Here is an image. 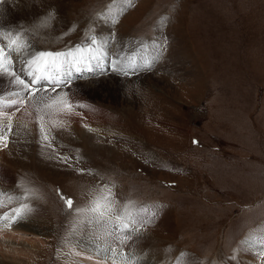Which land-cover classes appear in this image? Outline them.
<instances>
[{"label": "rangeland", "instance_id": "rangeland-1", "mask_svg": "<svg viewBox=\"0 0 264 264\" xmlns=\"http://www.w3.org/2000/svg\"><path fill=\"white\" fill-rule=\"evenodd\" d=\"M8 1L0 0V15ZM127 1L44 0V6L63 2L66 9L40 11L35 22L20 21L22 26H16L15 21L14 28L0 18V47L8 48V32L15 31L21 32L18 43L26 44L22 51L11 52L15 71L40 51H71L78 61L84 60L80 58L83 54L98 52L95 47L102 31L107 34L104 50L110 62L115 45L120 48L117 42L129 43L130 47L114 55L115 62L119 58L125 65L136 59L135 53L144 49L143 54L149 53L155 44L171 40L179 46L166 67L160 64L163 55L158 54V60H151H156L153 68L127 77L114 71L108 60L98 64L105 69L96 73L91 66L88 71L85 62L76 64L78 71L71 68L76 86L96 83L92 88L79 87L82 98L70 100L74 112L90 113L87 107L92 103L107 116L95 126L89 121L94 130L87 137L69 128L61 119L63 113L46 118V129L53 123L67 126L60 130L61 136L57 128L48 130V142H52L44 146L53 152L28 151L14 166L0 160V192L4 194L0 209L5 207L0 218L11 213L13 205L32 200L36 207L32 215L22 212L12 219L13 226L29 233L28 241L36 247L22 239L11 244L19 250L30 247L36 255L14 260L0 253V264H74L77 260L93 264L87 256H96L100 243L104 250L112 244L119 257L122 251L126 262L146 259V252L141 257L135 250L138 239L157 249L158 264H264V0ZM15 2L20 4V0ZM49 12L53 19L61 17V23L40 37L35 25L45 23ZM8 71L4 64L0 77ZM28 71L17 74L30 82ZM101 73L106 76L91 80ZM59 78L61 74L55 79ZM64 81L62 86H46L53 92L59 87L68 89L71 82ZM104 83L115 84L110 90ZM72 109L67 117L76 121ZM29 111L27 123L34 121L39 129L35 111ZM25 134L22 139L33 136ZM38 134L35 138L42 137L39 130ZM9 135L12 140L21 137L12 131ZM2 140L0 151L8 152L12 140L4 148ZM14 153L17 158L19 152ZM109 188L116 209L134 215L143 225H130L129 243L122 249L121 243L120 247L112 243L115 237L110 233L125 235L117 234L115 225L102 230L84 224L73 230L74 210L88 207ZM62 196L72 199L73 209ZM0 232L3 236L4 231ZM117 263L124 262L119 258Z\"/></svg>", "mask_w": 264, "mask_h": 264}, {"label": "bare ground", "instance_id": "bare-ground-1", "mask_svg": "<svg viewBox=\"0 0 264 264\" xmlns=\"http://www.w3.org/2000/svg\"><path fill=\"white\" fill-rule=\"evenodd\" d=\"M16 0H9L8 1V3H7V5H8V7L1 13V15H0V18H1V22H6V24H10V25H12L13 26V28L14 27H16L17 25H20V26H22L19 22L20 21H25V22H27L28 24L30 23V22H35L36 21V18L39 16V15H41V14H39V12L40 11H51V9H56V10H59V13H61L62 12V10H64V9H66V6L64 5V3L63 2H59V3H53V4H49V6H44L43 5V3H44V0H20V4L18 5V6H16V2H15ZM126 1V3H128L129 1H127V0H125ZM15 2V3H14ZM2 8V7H1ZM47 10H46V9ZM68 9V8H67ZM0 11H2V10H0ZM118 12V9H116L115 11H114V13H117ZM50 13V12H49ZM64 13V12H63ZM46 14V13H45ZM112 14H113V12H112ZM49 15V14H48ZM48 15L46 16V18L48 17ZM52 15V14H51ZM54 16V15H53ZM45 18H43L42 17V19H41V21L42 20H44ZM49 20H51V23H48V22H45V23H41L40 24V26H39V28L38 27H35V29H36V31H37V33H39L40 34V37H45V36H47L48 34H49V32L46 34L45 33V31H47L49 28H58V27H56L55 25H57V23H58V26H59V24L61 23V17H56V18H52V16H50V18H48ZM48 19H46V20H48ZM19 20V21H18ZM34 20V21H33ZM15 21H17V23H16V26L15 25H13L14 24V22ZM50 22V21H49ZM5 24V23H4ZM39 25V24H38ZM62 25V24H61ZM0 26H2V25H0ZM22 28V27H21ZM20 28V29H21ZM30 30H31V28H29ZM11 30V29H10ZM24 30V29H23ZM27 30V29H26ZM33 30V29H32ZM35 31V30H34ZM29 32H31V31H29ZM33 32V31H32ZM23 33V32H22ZM34 33V32H33ZM32 33V34H33ZM101 35H102V38L101 39H98V41H97V46L95 47V48H97L98 49V52L97 53H91V54H89V52L87 53V54H83L80 58H82V59H84V60H80L79 62H78V64H80V63H87V67H92V69H93V71L96 73L98 70L100 71H104V69H105V66H103L104 65V62H106L105 60H108L107 61V63L108 64H111V65H113V62H115V60H114V55H115V53L118 55L119 53H120V50H123L124 48H126V47H130V45H129V43H124V42H122V41H118V40H116V41H118L117 43L120 45V48H117L118 46H116L115 45V48H116V52H114L113 53V56H111V58H112V61L110 62V60L108 59V56L106 55V52H105V50H104V46L106 45V43H107V40L105 39V36L107 35L106 34V32L105 31H102V33H101ZM37 37V36H36ZM106 38H108V37H106ZM173 41V40H172ZM6 43V42H5ZM157 43V42H156ZM161 43V42H160ZM176 43V42H175ZM175 43H172L171 42V40H168V42L167 41H164V42H162V44H155V45H153V46H151L150 47V52L149 53H144L143 54V51H145V50H147V49H144V50H140V54H137V53H135V61H136V63L137 64H141L142 62H144V61H149V62H151V60L154 58V57H157V55L159 54H161V55H163L162 56V58H160V59H162L161 60V62H160V64L162 65V66H164V67H166V65H169V63H170V60H171V58L173 57V58H175V52H177L178 53V45H176ZM4 44V43H3ZM169 45H171V46H169ZM133 46V45H132ZM141 46V45H140ZM134 47V46H133ZM144 47V46H143ZM143 47H140V49H143ZM8 48H6L5 49V51L7 50ZM34 49H35V47H34ZM137 49H139V47H137V48H135V50H134V52H136V50ZM177 49V50H176ZM31 50V49H30ZM89 51V50H88ZM128 56H130V51L131 50H129L128 49ZM81 52V51H80ZM84 52V51H83ZM22 53H24V52H22ZM36 53H37V51H36ZM23 55V54H22ZM26 55L27 56H30V52H27L26 53ZM87 56H91V57H89V58H86ZM127 56V57H128ZM21 57H24V55L23 56H21ZM86 58V59H85ZM117 58V57H116ZM8 59H10V56H8L7 58H6V60H5V64H7L6 62H7V60ZM23 59V58H22ZM23 60H25V58L23 59ZM69 60L70 61H72L73 60V58H69ZM173 60V59H172ZM116 61H118V62H120V63H122V64H124V62L121 60V59H119V58H117V60ZM94 62V63H93ZM129 62V60L127 61V63ZM21 63V62H20ZM101 63H103V65H100L99 67L97 66L98 64H101ZM126 63V64H127ZM22 64V63H21ZM8 65V64H7ZM13 65V64H12ZM65 67V65H63V68H62V70H61V72H60V74H61V78L64 80V79H66L67 80V82H71L70 84H69V88L68 89H66L65 88V86L63 87V88H58L57 90L58 91H56V92H53L52 90H51V88H50V86H46V85H44V86H42L40 89H39V91H38V93H37V99H39L41 96H56L57 95V93H61V94H67V97H68V99L69 100H71V98H75V97H77V99L79 98V97H81V92L78 90V89H80V88H84L85 87V85L86 86H90V85H96V83L95 82H93V83H90V82H85V83H78L77 84V86L74 84V83H72V79L74 78V75H75V72L74 71H78V67L79 66H76L75 65V67H73L72 66V63H67V67L66 68H64ZM77 67V68H76ZM82 67V66H81ZM110 66H107L106 65V68H107V70H109L110 68H109ZM163 67V68H164ZM71 68H76V69H74V71H72L71 70ZM83 68V67H82ZM15 69H16V73H17V71H19L20 73H26L27 71H28V66H27V64H23V66H16L15 67ZM83 69H85V68H83ZM10 71L12 70V69H9ZM67 72H71L72 73V75L69 77V76H67V75H64V73H67ZM144 72H146V73H149L148 71H144ZM108 73V72H107ZM116 73V72H115ZM60 74L59 75H53L52 76V78H54V76H56V77H60ZM102 74H105V75H103L102 76ZM109 74V73H108ZM121 74V73H120ZM120 74H117L118 76L120 75ZM94 75V74H93ZM112 75V76H111ZM90 76V75H89ZM106 76V73H101V76H96V78H92L91 80H97V79H101L102 77L104 78ZM109 76H111L110 77V79H114V75L113 74H109ZM22 78H23V76H21ZM122 78V77H121ZM60 79V78H59ZM108 79V78H107ZM87 80V79H86ZM88 80H90V78L88 79ZM87 80V81H88ZM103 81V80H102ZM100 84V83H99ZM105 85H107V83H104ZM113 84H115V83H113ZM113 84H108L107 86H108V89H112V87L114 86ZM52 85V84H51ZM59 85H61V84H59ZM79 85V86H78ZM95 85H94V87H95ZM62 86V85H61ZM52 87H53V85H52ZM80 87V88H79ZM91 87V86H90ZM101 87H103V85H101ZM106 87V86H105ZM104 87V88H105ZM86 88V87H85ZM92 88V87H91ZM20 90V86H18V85H16V84H14V82H13V78L8 74V75H5V76H2V77H0V129H2V131H0V135H2L3 137H4V139L2 140L3 141V148L5 147V144H6V141H8V140H12V137H10L9 138V133H11V131L13 132V134L16 132L17 134H19L21 137H20V140H18V139H14V140H12V141H14V142H12L11 141V147H10V150L8 149V152H6V150L5 149H3V151H0V160L1 161H6L8 164H10V165H12V166H14V164L16 163V162H18L19 161V159H23L24 157H26L27 156V154H28V151L30 152V153H32V152H35V151H37L38 149H46V150H50V148H46L44 145L48 142V141H45L44 139H43V136L42 137H40V138H35V134H38V130H39V133L41 134V132H40V128L39 129H37L36 127H35V122L34 121H30V122H28L27 123V119H25V115L27 114V112L30 110V106L29 105H31L32 103H33V101H31V100H29V101H27V102H25V105L23 106V108H22V110L21 111H19L18 112V110H16V108L17 107H20V106H18V105H15V106H13V105H10L9 104V101L10 100H12V99H16V96L15 95H13L14 93H16V92H18ZM94 90V89H93ZM116 90V89H115ZM84 91V90H83ZM92 92V91H91ZM90 92V93H91ZM109 92V91H108ZM113 92V91H112ZM26 95H27V93H25ZM6 98V99H5ZM82 98V97H81ZM80 99V98H79ZM2 101H5L4 103L2 102ZM71 101H73V100H71ZM74 101H76V100H74ZM79 101V100H78ZM81 101V100H80ZM74 103V102H73ZM83 103V102H82ZM76 104V103H75ZM77 104H80L79 102H77ZM87 104V103H86ZM91 105L90 106H88L87 107V109H88V111H90V113L88 112V113H86V114H83L82 115V113H81V115L80 114H78V112H74V110L72 109V111L71 112H74V113H71V114H74L75 115V120L76 121H74V120H72L71 118H69V117H67V113H63V115L61 116V119H65V121H67V126L69 127V125H70V127L69 128H76V129H79L80 130V132L82 133V135L83 136H89L90 135V133L94 130L93 129V127H92V125H98V123H99V120L100 119H104L106 116L104 115V111H102L100 108H98L96 105H92V103H90ZM74 105V104H73ZM81 105V104H80ZM79 105V107L81 108V106ZM83 105V104H82ZM78 106V105H77ZM22 107V106H21ZM3 110H9L7 113H4V111ZM31 110H32V108H31ZM30 110V111H31ZM29 111V112H30ZM84 111V110H83ZM11 113V114H10ZM31 113V112H30ZM69 113V112H68ZM110 113V112H109ZM10 115V116H9ZM61 115V114H60ZM60 115H59V117H60ZM86 115V116H85ZM58 116V115H57ZM71 116V115H70ZM82 118H84V120H81ZM9 120V121H8ZM92 121V125H90L89 123ZM13 122H15V123H13ZM51 122H53V121H51ZM100 122H102V121H100ZM57 123V122H56ZM65 123V122H64ZM73 123V124H72ZM49 124V123H48ZM47 124V125H48ZM51 124V123H50ZM58 124V123H57ZM60 124V123H59ZM58 124V125H59ZM66 124V123H65ZM64 124V125H65ZM103 124V123H102ZM9 125H11V128L9 129ZM21 125H24L25 127H22L21 128ZM58 125H56V126H53V124H51V125H48V127H47V129L45 128V132H46V134H47V132H48V130H50V128L52 127V128H55V130H56V128H57V131L59 132L58 134H60V136H61V132H60V130H62V131H64V130H67V126L65 127V128H61L60 126H58ZM62 125V124H61ZM12 126H13V128H12ZM90 126V127H89ZM13 129V130H12ZM23 129V130H22ZM97 129V128H96ZM24 132H26V136H28L27 134H29V135H33L32 137L34 138V142H35V144H34V142H32V141H30V139L32 138V137H28V138H30V139H28V138H24V139H22V135L24 134ZM100 132V131H99ZM5 133H6V136H5ZM104 133H107V132H104ZM39 135V134H38ZM63 136V135H62ZM51 142L52 141H50V143H49V145L51 144ZM60 142V141H59ZM51 146V145H50ZM31 147V148H30ZM41 150V151H42ZM45 150V151H46ZM53 150V149H52ZM14 151H17V152H19L18 153V157L17 158H15L14 156H13V154H15L14 153ZM51 151V150H50ZM39 152V151H38ZM51 152H53V151H51ZM9 156H11V158H7V157H9ZM13 156V157H12ZM35 157V156H34ZM38 161H39V159H38ZM42 161H44L45 163L44 164H46V160L45 159H42ZM6 163V164H7ZM47 165V164H46ZM48 166V165H47ZM52 168V167H51ZM54 169V168H53ZM56 170V169H55ZM1 174V173H0ZM57 174V173H56ZM19 190V189H18ZM1 192H2V189H1ZM0 192V199L2 200L3 198V192L1 193ZM8 192H10V191H8ZM2 194V195H1ZM7 194V193H6ZM8 196V195H7ZM7 197H5L4 199H6ZM0 200V201H1ZM20 201V200H19ZM23 201H25V200H23ZM23 204V203H22ZM24 204L25 205H27L28 206V208L30 209V210H28V211H26L27 213H30V215H32V213H33V211L35 210V206H34V203L32 202V200H30V201H28V202H24ZM7 205V204H6ZM8 205H9V203H8ZM12 205V204H11ZM21 206V204H19V205H13V206H11L10 207V210H12L11 211V213L9 212V214L7 215V213H5L4 215L6 216L5 218L4 217H1L0 218V231H4L3 232V236H1V232H0V253H2V254H6L7 256H10V257H12L14 260H16V259H19L20 257H22V256H25V257H28V258H30L31 256H33V255H36V254H34L35 252L34 251H32L31 249L32 248H28V247H26V248H24L23 250H24V252H23V250H19L18 248H13V247H11V244L13 243V242H16V244H17V242H20L21 241V239L22 240H25V242L26 243H29V244H31L32 245V247H36L35 245H33L32 244V242H30V241H28V237H30V236H28V234L27 233H25V232H21V230L19 231V227H14L13 226V222H12V219H14V215H15V209L16 208H18V207H20ZM14 207V208H13ZM5 207H3L2 209H0V210H3ZM12 208V209H11ZM7 211V210H6ZM5 212V211H4ZM36 213V212H35ZM2 215H3V213H1ZM25 214V213H24ZM1 216V215H0ZM15 216H17V215H15ZM25 218V217H24ZM28 218V217H27ZM26 218V219H27ZM21 219V218H20ZM28 221V220H27ZM26 221V222H27ZM35 221V220H34ZM33 221V222H34ZM6 222V223H5ZM30 222V221H29ZM31 225V224H30ZM23 226H24V223H23ZM22 226V227H23ZM26 226V225H25ZM93 226V225H92ZM95 226H100L101 227V229L103 230V228H105V229H110L109 228V225H105L103 222H101V223H99V224H95ZM91 227V226H90ZM94 227V226H93ZM24 228V227H23ZM92 228V227H91ZM9 229H13L14 230V232L13 233H10V234H7V233H5L6 232V230H9ZM36 230V229H35ZM34 230V231H35ZM26 231V230H25ZM109 231V230H108ZM29 232V231H28ZM93 232V231H92ZM132 232V231H131ZM99 233V232H98ZM130 233V232H129ZM129 233H127L126 234V239L124 240V242L123 243H121L122 245H121V247H120V245H119V247H120V249H122L123 247H125L124 245H126V244H128L129 242H128V238H129V236L130 235H128ZM101 234V233H100ZM105 234V233H104ZM107 234V233H106ZM117 234H121V232H118ZM35 235V234H34ZM128 235V236H127ZM31 236H32V234H31ZM37 236V235H36ZM112 236V235H111ZM121 236H124V235H121ZM26 237V238H25ZM102 237V236H101ZM113 237V236H112ZM41 238V237H40ZM86 238V236L84 237V239ZM103 238V237H102ZM92 239V238H91ZM114 239V238H113ZM39 240V239H38ZM42 241H43V239H41ZM86 240H87V238H86ZM102 240V239H101ZM144 242H147V240L145 241V240H143ZM22 242V241H21ZM92 242V241H91ZM144 242H142L140 239H138L137 240V242L135 243V250H136V252H137V254H140V253H143V252H146V255H144V254H140V256L142 257L143 255L146 257H148V259L150 260V263L151 264H158V260L160 259V254H158V251H157V249L156 248H154V247H152L150 244L149 245H147L146 243H144ZM149 242V241H148ZM43 242H41V244H42ZM89 244V243H88ZM87 244V245H88ZM92 244V243H91ZM146 244V245H145ZM90 245V244H89ZM103 245V243H100L97 247H96V250H97V254H96V256H92L91 255V257L90 256H87V259H89L93 264H118L117 263V260H119V258H120V261L121 262H124V263H121V264H150V263H148L149 261H148V259H147V257H146V259H143V258H141V259H135V260H132L131 262H126V259H122L121 258V256L123 255V253H122V251H120V257H119V255L118 254H116L115 255V258L114 259H111V258H109L110 257V253H107V252H105V250L104 249H102L101 248V246ZM253 245V244H252ZM19 246V245H18ZM86 246V245H85ZM91 246V245H90ZM107 246L108 245H105L104 246V248H107ZM115 246H117L116 244H115ZM129 246V245H128ZM150 246V247H149ZM78 247H81L82 248V245L81 246H78ZM89 247V246H88ZM116 250V249H115ZM124 250L126 251V249L124 248ZM252 250L253 251H257V248H252ZM38 251V250H37ZM40 251V250H39ZM128 251V250H127ZM263 252V251H262ZM80 253V252H79ZM71 255V254H70ZM85 255V254H84ZM86 255H88V254H86ZM83 257V256H82ZM138 257V256H137ZM81 258V257H80ZM82 259V258H81ZM86 259V258H85ZM85 259H84V261H85ZM86 259V260H87ZM128 259V258H127ZM72 260V259H71ZM74 260V259H73ZM157 260V261H156ZM21 261V260H20ZM137 261V262H136ZM86 263V262H85ZM252 263V262H251ZM254 263H255V261H254ZM74 264H82V262H79L78 260L77 261H75L74 262ZM84 264V263H83Z\"/></svg>", "mask_w": 264, "mask_h": 264}, {"label": "snow or ice", "instance_id": "snow-or-ice-1", "mask_svg": "<svg viewBox=\"0 0 264 264\" xmlns=\"http://www.w3.org/2000/svg\"><path fill=\"white\" fill-rule=\"evenodd\" d=\"M51 16V13H49ZM46 22V20H45ZM40 25H35V27H39ZM8 36L11 38L8 42L9 51H5L4 47H0V68H4L5 60L8 56L11 55L12 51H22L25 47V43H18L21 40V32L15 31L8 32ZM92 43H95V39L92 40ZM13 45L15 47L13 48ZM79 51V50H77ZM69 57H73V60L70 61ZM157 60L159 57L156 58ZM79 61L74 57V54L69 52H44L40 51L36 54L35 57L27 61L28 66V74L31 76V81L26 82L20 75L16 73L14 69L8 71V74L13 78L14 84L20 86V90L13 95L16 96V99H12L9 101L10 105H19L23 106L25 102L31 100L33 103L29 105L33 108L36 113V117L38 119L39 128L41 135L45 141H48V135L45 132V120L51 119L55 115L61 113H68L73 107L72 102L68 99L67 94L57 93L56 96H41L37 99V93L39 89H33V84H38L41 80H49L52 79L54 74L59 75L63 65L67 63H72L73 67ZM156 60L152 62L144 61L141 64H137L135 59H130L129 62L125 65L118 61L113 62V70L121 73L124 76L134 75L139 70H150L155 66ZM8 68L11 69L13 61L11 59L7 60ZM33 66H35V71L33 72ZM98 67L100 65H97ZM7 71V69H5ZM92 69L89 67L88 71ZM64 75L71 76V72L64 73ZM53 84H63L65 81L63 79H54L52 80ZM27 93V95L25 94ZM19 110V109H17ZM53 126H56L53 123ZM9 129L11 125L8 126ZM2 131V129H0ZM4 139L2 135H0V140ZM194 143H197L194 141ZM67 159V158H65ZM63 202L67 205L69 209H73V201L70 198L61 197ZM30 210L27 205L21 204L20 207L15 209V215L18 217L22 212H26ZM76 212V216L73 220V230L77 226L88 224H99L103 222L105 225H115L118 232L125 233L124 236L116 235V233H110L113 235L115 239L113 240V244H116L117 247L120 243H123L126 239V234L130 228V225L140 224L139 221L136 220L134 215L128 213H121L118 209H116L114 201L111 198L110 188L107 191H101L100 195L96 196L90 203V205L86 208H76L74 210ZM132 231H136L135 227L131 228ZM107 253H110L111 259L115 258L116 250L112 247V244H109L105 249ZM122 259H126L127 257L121 256Z\"/></svg>", "mask_w": 264, "mask_h": 264}]
</instances>
